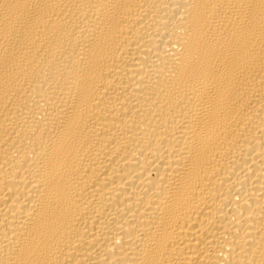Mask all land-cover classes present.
I'll return each instance as SVG.
<instances>
[{
	"label": "bare ground",
	"instance_id": "6f19581e",
	"mask_svg": "<svg viewBox=\"0 0 264 264\" xmlns=\"http://www.w3.org/2000/svg\"><path fill=\"white\" fill-rule=\"evenodd\" d=\"M0 264H264V0H0Z\"/></svg>",
	"mask_w": 264,
	"mask_h": 264
}]
</instances>
